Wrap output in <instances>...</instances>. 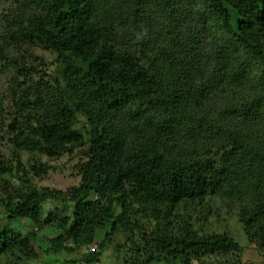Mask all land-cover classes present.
Masks as SVG:
<instances>
[{
    "label": "trees",
    "instance_id": "16d2710c",
    "mask_svg": "<svg viewBox=\"0 0 264 264\" xmlns=\"http://www.w3.org/2000/svg\"><path fill=\"white\" fill-rule=\"evenodd\" d=\"M109 1L17 0L2 18L7 26L0 39L10 49H0V60L14 77L4 97L13 106L7 111L3 101L0 116L9 115L15 149L53 159L88 147L80 186L64 197L60 191L22 194L8 215L10 224L66 196L75 204L74 225L55 240L56 252H71L66 242L90 245L110 225L114 233L134 237L145 217L157 225L135 252L151 263L203 264L205 257L240 252L233 237L203 233L197 223L207 217L211 199H241L250 179L264 189L263 138L244 131L264 122V0ZM190 12L194 25L186 28ZM31 48L58 55L56 90L36 89L33 102V88H26L32 81L25 60ZM178 67L196 69L203 83L196 87L179 79L172 74ZM223 86L246 94L232 128L198 115L201 102ZM180 133L205 134L208 145L201 153L173 157L168 143ZM214 153L222 154L219 163ZM0 171L11 173L1 151ZM49 171L42 161L31 164L37 177ZM96 195L106 203H99L92 219L81 204ZM257 201L254 220L244 222L261 251L264 191ZM25 245L13 229L0 228V255L33 259ZM106 245L81 261L96 262Z\"/></svg>",
    "mask_w": 264,
    "mask_h": 264
},
{
    "label": "rangeland",
    "instance_id": "374dc122",
    "mask_svg": "<svg viewBox=\"0 0 264 264\" xmlns=\"http://www.w3.org/2000/svg\"><path fill=\"white\" fill-rule=\"evenodd\" d=\"M117 2L118 0H111L108 3L113 5ZM16 3L17 0H0V35L7 26V22L2 18L4 15L6 16L7 12L15 9ZM159 4L162 6L166 3L161 1ZM153 11L155 10L153 9ZM193 13H195L194 7ZM185 15L187 18H184L183 22H185L186 28L192 27L194 16H191V12ZM1 48L4 51L10 49L2 39H0ZM9 53L8 51L6 55ZM25 60L27 68L32 73V81L26 87L33 88L29 96L30 101H36L38 98L36 89L45 93L50 90L55 91L58 78V55L43 48H31L30 54ZM172 74L179 79L182 77L181 80L186 78L185 81L191 86L197 87L203 83L196 74V69L188 70L178 67V71L175 70ZM13 77V70L0 60V107L3 105V101H6L5 109L7 111L12 108L13 104L11 100H6L4 97L7 95ZM244 96L246 97V94L240 88L223 86L220 90L209 94L201 102L198 107V115L224 121L223 123L232 128L239 120L233 114L234 110L242 105ZM44 98L45 95L42 99L44 100ZM121 116L119 115L118 118ZM124 121L128 120L125 119ZM9 123L8 114L4 118L0 116V151L11 167L9 174L0 171V228L9 227L13 229L26 241V251L35 253L36 256L33 259L21 257L18 260L13 253L2 254L0 255V264H67L65 260L68 259L77 261V264H84L81 261L82 257L98 251L105 241H107V245L102 256L92 264H154L149 262L143 253L135 252L139 247L138 244L142 242L143 235L146 232L151 233L157 225L152 217L141 218V232H137L134 237L131 234H126L124 230L114 233L113 227L110 225L106 230L97 231L92 244L76 246L72 242H66L64 245L73 250L71 252H56L55 240L64 235L66 229L74 225L72 217L75 212V204L70 202L66 196L65 199L63 197L73 188L80 186V168L88 161L85 156L88 147L75 148L72 152L53 159L40 155L38 152H20L13 146L12 140L15 135L10 132ZM205 128L208 129V127ZM238 129L241 128L238 127ZM249 130L259 133V138L262 137L264 141V122L256 121L249 124L244 131ZM205 145H208L205 134L187 137L184 133H180L169 141L168 154L173 157L180 154L190 156L196 152L201 153L200 150ZM221 157L222 154L214 153L212 159L219 163ZM36 161H42L50 167L47 175L37 177L31 172V164ZM251 181L250 179L249 182L245 183L243 196L238 201L219 197L211 199L208 202L210 207L206 210L207 217L197 223L198 228L203 233L209 232L233 237L240 243L242 250L228 255L217 254L205 257L203 264H264V250L260 251L253 244L251 231L244 222V220L249 222L254 220L255 215L253 214L261 206L258 204L257 197L261 191H264V189L255 188ZM45 191H60L63 193V197L46 202L40 211L27 213L18 221L10 224L8 215L11 209L18 205L22 194ZM99 203L105 204L106 201L98 198L97 195L91 196L85 203L81 204V207L88 216L94 219L100 210ZM46 251H49V254Z\"/></svg>",
    "mask_w": 264,
    "mask_h": 264
}]
</instances>
